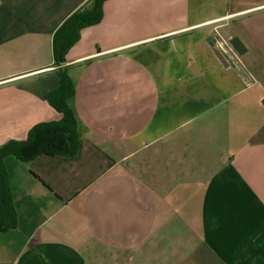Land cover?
Wrapping results in <instances>:
<instances>
[{
  "label": "crops",
  "instance_id": "0c3cea01",
  "mask_svg": "<svg viewBox=\"0 0 264 264\" xmlns=\"http://www.w3.org/2000/svg\"><path fill=\"white\" fill-rule=\"evenodd\" d=\"M85 1L0 0V146L60 118L52 35ZM63 66L78 151L4 158L0 264H264V0H106Z\"/></svg>",
  "mask_w": 264,
  "mask_h": 264
},
{
  "label": "trees",
  "instance_id": "16d2710c",
  "mask_svg": "<svg viewBox=\"0 0 264 264\" xmlns=\"http://www.w3.org/2000/svg\"><path fill=\"white\" fill-rule=\"evenodd\" d=\"M105 1L86 0L53 32L52 52L53 62L58 68V85L47 92L45 99L49 106L61 114L60 118L38 123L28 131L25 139L9 140L0 146V232L16 225V212L7 184L4 158L10 155L26 163L40 154L72 157L78 151L80 138L74 114L68 103L74 94V87L63 63L65 54L79 39L81 29L101 21ZM30 173L41 181L34 173Z\"/></svg>",
  "mask_w": 264,
  "mask_h": 264
},
{
  "label": "built area",
  "instance_id": "2783aa9c",
  "mask_svg": "<svg viewBox=\"0 0 264 264\" xmlns=\"http://www.w3.org/2000/svg\"><path fill=\"white\" fill-rule=\"evenodd\" d=\"M229 37H224L218 32H214V42L221 51L222 56L228 60L229 63L233 62L234 64L240 65L239 54L233 48L229 42Z\"/></svg>",
  "mask_w": 264,
  "mask_h": 264
},
{
  "label": "water",
  "instance_id": "95a60500",
  "mask_svg": "<svg viewBox=\"0 0 264 264\" xmlns=\"http://www.w3.org/2000/svg\"><path fill=\"white\" fill-rule=\"evenodd\" d=\"M229 42L233 46V48L236 50V52L238 54H243L245 52V47L243 46V44L241 43V41L237 37H235V36L234 37H231L229 39ZM216 53L219 56V58L221 59V61L223 63H225L224 62V60H225L224 57L222 55H220L219 52H216Z\"/></svg>",
  "mask_w": 264,
  "mask_h": 264
},
{
  "label": "rangeland",
  "instance_id": "374dc122",
  "mask_svg": "<svg viewBox=\"0 0 264 264\" xmlns=\"http://www.w3.org/2000/svg\"><path fill=\"white\" fill-rule=\"evenodd\" d=\"M225 37V36H224Z\"/></svg>",
  "mask_w": 264,
  "mask_h": 264
}]
</instances>
